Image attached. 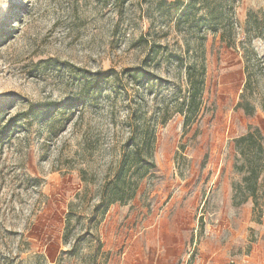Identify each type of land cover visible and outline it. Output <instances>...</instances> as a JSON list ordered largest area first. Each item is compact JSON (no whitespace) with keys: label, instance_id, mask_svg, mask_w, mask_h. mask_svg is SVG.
Wrapping results in <instances>:
<instances>
[{"label":"rangeland","instance_id":"374dc122","mask_svg":"<svg viewBox=\"0 0 264 264\" xmlns=\"http://www.w3.org/2000/svg\"><path fill=\"white\" fill-rule=\"evenodd\" d=\"M174 1L0 0V264H120L136 230L205 235L243 203L264 214L250 145L264 152V0H199L179 18ZM191 64L204 82L185 125ZM135 125L154 132L151 155L116 187Z\"/></svg>","mask_w":264,"mask_h":264},{"label":"crops","instance_id":"0c3cea01","mask_svg":"<svg viewBox=\"0 0 264 264\" xmlns=\"http://www.w3.org/2000/svg\"><path fill=\"white\" fill-rule=\"evenodd\" d=\"M228 225L203 235L193 224L169 226L167 236L150 226L135 232L120 264H264V214L250 204L239 205Z\"/></svg>","mask_w":264,"mask_h":264},{"label":"trees","instance_id":"16d2710c","mask_svg":"<svg viewBox=\"0 0 264 264\" xmlns=\"http://www.w3.org/2000/svg\"><path fill=\"white\" fill-rule=\"evenodd\" d=\"M199 0H175L174 2L177 4V9L178 11V18L182 17V16H188L191 15L192 11L194 10V8L196 7V4L198 3ZM199 8V7H198ZM210 15V12H207ZM222 17V16H220ZM199 18H201V16H199ZM212 19L215 21L218 19V17H212ZM158 47V46H156ZM153 51H157V49L155 48H151V53ZM154 52V53H155ZM249 60V58H247V61ZM186 70V83H187V88H186V95L184 96V99L181 102V105L183 107H185V109H182L181 111L184 114L183 117V124H187L190 120V118L194 115V117L197 116L198 114V106H199V99H200V95L202 92V87H203V82H204V65L200 64L199 67H196V65L191 64L189 66H186L185 68ZM129 72H131V74L133 75V78H137L139 76L144 77L145 75H149V72L145 71L144 68H139V67H134V68H130L128 70ZM113 72L110 70H106L103 72H94L90 75L89 78V85H91V87L95 90L97 89L102 82L106 81L107 79H109L112 76ZM149 79V78H147ZM238 105H242L241 103H239ZM42 106L40 104H34L33 106H31V110L29 112H27V116L31 115L32 113H34L37 109H39V107ZM47 106V105H46ZM244 109V113L247 115H252L255 112V108L252 104L250 103H246L243 106ZM131 132H133V141L131 146L134 147L133 150V155H130L132 153L131 147H129L127 149V151L123 154V156L120 159V167H119V171L117 173L116 179H115V185L116 187L118 186L116 184V181H118L120 179L121 174L127 172L133 165L132 159L139 156L140 153L144 150L146 154H148L149 156L151 155V147H152V143L154 141V132H149V129L146 127H142L140 129V126L135 125L131 127ZM139 134L140 136V144L136 142L135 140V136L136 134ZM255 132L258 134L259 130L255 129ZM135 133V134H134ZM249 137V138H247ZM254 138V134L253 132L249 131L246 136L242 135L240 137H238L237 142H242L245 139H253ZM250 145L251 146H255V151L257 152V156L256 159H261L262 156H264V152H263V147L262 144L260 142H256L255 139H253L252 141H250ZM241 152L243 153V150H241ZM131 161V162H130ZM135 164V163H134ZM137 165V163H136ZM141 167L145 168V171L148 169L149 165H153V162H144L142 161ZM259 164L257 162L254 163V165H252L251 167V173L250 175H252V177L256 178L257 177V173H258V167ZM135 171L140 169V166H135ZM131 196V195H130ZM123 195H115L113 196L110 201L114 202L117 200H123Z\"/></svg>","mask_w":264,"mask_h":264}]
</instances>
